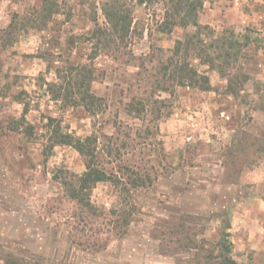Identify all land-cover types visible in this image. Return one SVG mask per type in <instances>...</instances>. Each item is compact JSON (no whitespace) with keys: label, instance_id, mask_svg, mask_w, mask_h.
I'll list each match as a JSON object with an SVG mask.
<instances>
[{"label":"rangeland","instance_id":"rangeland-1","mask_svg":"<svg viewBox=\"0 0 264 264\" xmlns=\"http://www.w3.org/2000/svg\"><path fill=\"white\" fill-rule=\"evenodd\" d=\"M59 1L64 12L46 31L9 38L10 23L40 0H0V264H182L195 254L179 243L182 232L212 248L227 221L235 260L264 264V21L227 12L233 0L206 1L199 23L246 43L250 80L235 98L219 72L193 58L212 90L166 92L156 87L161 64L194 32H159L168 0H126L134 9L132 44L96 56L88 36L92 17L105 25L106 0ZM70 67L92 71L91 92L104 99L95 112L54 101L42 85L61 83L56 69L69 74ZM134 97L162 102L161 114H128ZM26 109L37 140L9 130ZM58 126L96 138L100 167L113 177L92 191L99 217L65 192L86 159L63 145L45 156Z\"/></svg>","mask_w":264,"mask_h":264},{"label":"trees","instance_id":"trees-1","mask_svg":"<svg viewBox=\"0 0 264 264\" xmlns=\"http://www.w3.org/2000/svg\"><path fill=\"white\" fill-rule=\"evenodd\" d=\"M125 1L106 0L102 3L101 10L106 19L105 25H100L96 17H92L94 28L89 33L88 41L94 42L95 56L101 52L120 54L132 44L137 32L133 28L134 9ZM137 1L138 5H143L153 0ZM206 1L208 0H168L166 3L164 20L159 26V32L169 35L176 29L186 30L190 27L194 32L187 33L176 41L171 54L161 64L155 79L156 87L166 92L175 86L211 91L210 78L192 65L191 60L194 58L199 60L201 65L219 72L227 81V94L239 98L244 86L250 80L242 64L247 45L242 43L234 31L225 30L218 33L211 26L199 23V16ZM62 12L64 8L59 0H40L28 14L18 16L10 23L7 30L8 37L17 38L22 31L27 32L29 29L46 31L53 19ZM46 60L51 65L50 61ZM69 69V74L65 69H56L61 83H46L45 79H42V85H47L52 99L64 101L67 106L82 107L89 112L101 108L104 99L93 94L90 89L92 71L87 68L70 67ZM159 105L162 107L164 104L162 102L160 104L156 99L134 97L127 104L126 111L128 114H136L140 117H146L149 112H157L159 116L162 112ZM27 111L26 109L20 119L12 121L9 130L24 133L33 140L36 138L35 127L27 123L25 118ZM50 122L49 126H52L55 120L50 119ZM48 140L49 143L44 151L47 158L56 146L63 145L75 148L86 159V171L77 180L66 181L65 192L77 203L83 213L99 217L98 209L91 202L92 191L98 184L113 181V177L100 167L96 138L75 137L70 133H63L58 126ZM230 228L231 224L227 221L225 228L218 235V240L211 245L212 248L208 247L211 243L205 239L197 242L187 232H182L179 243L195 254L181 263L240 264L233 257L231 235L227 232Z\"/></svg>","mask_w":264,"mask_h":264},{"label":"crops","instance_id":"crops-1","mask_svg":"<svg viewBox=\"0 0 264 264\" xmlns=\"http://www.w3.org/2000/svg\"><path fill=\"white\" fill-rule=\"evenodd\" d=\"M223 1L225 2L226 0ZM233 4L235 5L234 7L228 6V8H226L225 6H223V8L227 12H233L235 10L236 12H238L240 17H242L243 19H248L249 21H251L252 19L264 21V0H233ZM239 4H242V7H238ZM251 4L254 6V8L249 7ZM244 5L248 7V14H245V10H243ZM218 9L221 10L220 7H218Z\"/></svg>","mask_w":264,"mask_h":264}]
</instances>
